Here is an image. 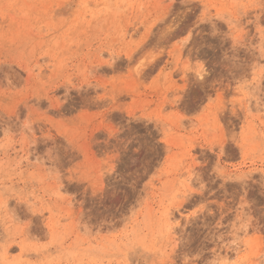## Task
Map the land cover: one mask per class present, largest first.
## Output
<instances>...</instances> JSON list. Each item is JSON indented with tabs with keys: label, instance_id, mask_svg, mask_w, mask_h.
<instances>
[{
	"label": "rangeland",
	"instance_id": "rangeland-1",
	"mask_svg": "<svg viewBox=\"0 0 264 264\" xmlns=\"http://www.w3.org/2000/svg\"><path fill=\"white\" fill-rule=\"evenodd\" d=\"M226 2L0 0V264H264V0H246L239 47L161 37ZM154 36L167 54L137 55ZM225 134L223 158L190 150Z\"/></svg>",
	"mask_w": 264,
	"mask_h": 264
},
{
	"label": "snow or ice",
	"instance_id": "snow-or-ice-1",
	"mask_svg": "<svg viewBox=\"0 0 264 264\" xmlns=\"http://www.w3.org/2000/svg\"><path fill=\"white\" fill-rule=\"evenodd\" d=\"M254 5H249L246 3V0H227L225 3V10L224 11H218L219 5H199L194 10L189 9V14L182 18L181 23L178 25H175L174 28L168 29L166 32L161 33L162 40L166 37L165 42V49L166 45L168 43H171L172 41L176 42L177 46H180L181 48H184V50H187V46L191 45L193 47V51H195L199 44H200V33L203 31L204 28L210 29L211 35L214 37H223L225 41H230L233 44V47H239L241 46L243 37L235 35L237 31V25L243 21V19L246 18L247 9L249 7H252ZM71 7V5H69ZM261 8H264V3H261ZM171 15V14H169ZM166 22V21H165ZM227 30V31H226ZM226 46V45H225ZM152 47V54L155 57L156 54L160 55H166L167 51H162L159 48V45L155 43V36L153 37V40H150L147 44L144 45V47L140 48L137 52V55H139L140 52H143L145 48ZM147 63V60H141L139 64L136 65V71L139 72L142 68V66H145ZM178 63H184V71L189 72L193 69V66L191 65V61L183 62L180 61ZM199 71L196 73L197 81H202L204 79L202 73L205 69L203 65H198ZM178 74V73H177ZM54 107L52 103H49V108ZM53 115V113L44 112V115L39 117L41 121L45 120L47 116ZM36 121L31 119V116L25 121L24 123V132L30 133L31 128L35 124ZM55 122H53L54 124ZM120 133V129H116L113 135L118 136ZM5 135L7 133H4ZM60 139H65V134L60 133ZM239 137H233V141L238 140ZM228 137L227 134L224 135V137L220 140H213L209 144H197L195 142H192L190 144V150L195 149L199 151L201 148H203L207 152L212 153V159L216 158V153L220 152L221 158L224 157L223 153V144L227 142ZM241 150H243L244 145H238ZM148 147L151 149L158 148L159 145H153L151 142H149ZM52 151L60 156V159H65L62 153V145L60 143H56L52 145ZM193 160L195 158L193 157ZM111 162H115L114 160ZM105 163H109L108 160L105 161ZM214 172L217 175H220L222 177H226L228 179H238L235 177V174H229V170L224 168L220 163H217L216 167L214 168ZM61 176H69L70 178H73L77 175H79V170H74V168L71 166L70 163L66 164V170L61 171ZM242 182V181H241ZM203 185H194L190 189H186L184 192L185 198L188 196L192 197H199L203 198ZM261 195H264V185H262L261 189ZM21 203H24V201H21ZM193 203H196V200H193ZM204 207L203 204H198L193 211L189 214L190 216H195L199 213V211ZM29 212H32V206L29 205ZM172 211L177 212L178 214L183 212V207L179 208H173ZM171 230V228H170ZM262 231H264V227H262ZM232 264H239V262H232Z\"/></svg>",
	"mask_w": 264,
	"mask_h": 264
}]
</instances>
